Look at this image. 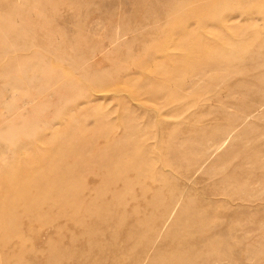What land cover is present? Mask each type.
Listing matches in <instances>:
<instances>
[{
  "label": "rangeland",
  "instance_id": "rangeland-1",
  "mask_svg": "<svg viewBox=\"0 0 264 264\" xmlns=\"http://www.w3.org/2000/svg\"><path fill=\"white\" fill-rule=\"evenodd\" d=\"M40 9L0 25V264H264V0Z\"/></svg>",
  "mask_w": 264,
  "mask_h": 264
},
{
  "label": "bare ground",
  "instance_id": "bare-ground-1",
  "mask_svg": "<svg viewBox=\"0 0 264 264\" xmlns=\"http://www.w3.org/2000/svg\"><path fill=\"white\" fill-rule=\"evenodd\" d=\"M4 1L5 2L2 1V3L9 5V9L17 8L20 10V13H19V15L15 14V13H8L5 16H4V14L0 15V25H1V27L6 25V27H8L10 30L12 29L14 31H17L18 33H21L22 36L19 39H17V41L19 44H22L24 46V49L26 50V45L28 47H30V44L32 45L33 42H35L37 40V38L40 36V31H39L36 23H38V22L40 23V21L46 19V17L43 15V12L40 9V5L42 4V0H24L25 2H27L30 5L29 7H27L26 10H23V9L21 10L20 8L22 6L16 0L15 1L4 0ZM32 4H34V5L37 4V7L34 6L36 8H33L31 6ZM25 21H30V23L33 22L34 26H31L30 23H26ZM28 25H30V26H28ZM109 157L111 159L120 158V162L122 161L121 155L117 154V153H110ZM120 162L118 165H116V164L107 165L106 167H104V169L108 170V171H112V172H113V170L117 171V170H129L130 169V165L128 163L125 162L122 165L121 164L122 162L121 163ZM107 180H109V179H107ZM50 194H51V192H50Z\"/></svg>",
  "mask_w": 264,
  "mask_h": 264
}]
</instances>
